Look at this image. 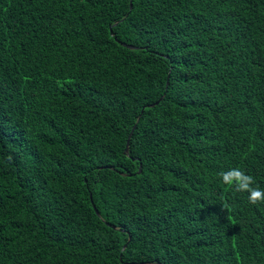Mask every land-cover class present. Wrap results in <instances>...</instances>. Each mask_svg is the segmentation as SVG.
Instances as JSON below:
<instances>
[{
	"label": "trees",
	"instance_id": "16d2710c",
	"mask_svg": "<svg viewBox=\"0 0 264 264\" xmlns=\"http://www.w3.org/2000/svg\"><path fill=\"white\" fill-rule=\"evenodd\" d=\"M131 4L0 0V264H264V0Z\"/></svg>",
	"mask_w": 264,
	"mask_h": 264
},
{
	"label": "clouds",
	"instance_id": "9594fccd",
	"mask_svg": "<svg viewBox=\"0 0 264 264\" xmlns=\"http://www.w3.org/2000/svg\"><path fill=\"white\" fill-rule=\"evenodd\" d=\"M219 176L225 186L234 188L237 192L248 193L250 204H264V189L254 186L256 182L251 175L246 174L239 168H231L220 172Z\"/></svg>",
	"mask_w": 264,
	"mask_h": 264
},
{
	"label": "water",
	"instance_id": "95a60500",
	"mask_svg": "<svg viewBox=\"0 0 264 264\" xmlns=\"http://www.w3.org/2000/svg\"><path fill=\"white\" fill-rule=\"evenodd\" d=\"M131 0H130V8H131ZM128 141H129V138H128ZM125 152H127V147H126V149H125ZM141 170L139 169V171L138 172H140ZM93 207V209H94V211H95V213H96V215L98 216V212H97V210L95 209V207L94 206H92ZM126 247V245L123 247V249Z\"/></svg>",
	"mask_w": 264,
	"mask_h": 264
}]
</instances>
